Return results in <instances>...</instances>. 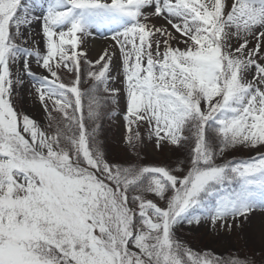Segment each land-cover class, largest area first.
Wrapping results in <instances>:
<instances>
[{
    "label": "rangeland",
    "instance_id": "374dc122",
    "mask_svg": "<svg viewBox=\"0 0 264 264\" xmlns=\"http://www.w3.org/2000/svg\"><path fill=\"white\" fill-rule=\"evenodd\" d=\"M261 8L0 0V264H264V51L247 44ZM99 98L111 149L166 168L153 174L169 202L155 181L129 204L80 138L67 141ZM219 110L223 146L176 149ZM231 174L234 191L218 182Z\"/></svg>",
    "mask_w": 264,
    "mask_h": 264
},
{
    "label": "trees",
    "instance_id": "16d2710c",
    "mask_svg": "<svg viewBox=\"0 0 264 264\" xmlns=\"http://www.w3.org/2000/svg\"><path fill=\"white\" fill-rule=\"evenodd\" d=\"M98 96V94L96 95ZM83 98V97H82ZM96 103V109L91 116L83 115L80 119L79 126L76 129H68L67 133H70V138H67V141L74 140V138L79 137L80 141L84 145V148L88 154L89 160L92 161V165L97 170L98 173L102 171L111 176L110 173L113 174L112 179L116 183L115 185L121 184L124 190V195L128 200L129 204H132L131 199L139 197V194L144 192L148 188L149 191H152V186H154V182L157 183L161 181V178L158 175L153 174L155 171L165 172L166 168L161 165H152L147 162L142 161L140 164L136 160L133 163L122 161V159L117 156L114 148L111 149L110 142L108 140L107 130L104 129L101 125L103 123V119L105 117V113L103 115L102 110L105 108L109 110V107L106 102L103 101L102 98H99ZM83 98V102L85 103ZM99 101V102H98ZM87 102L90 104H94L95 101L87 97ZM223 110V109H222ZM222 110L217 111L212 117L208 118L205 123H201L199 117L193 119L192 123L195 126L194 130L191 133H194L193 137L191 136L190 129H184L182 132L183 137L181 142L184 145L178 146L177 150H180L181 153H185L188 156L187 151L189 152V147L192 148L194 145L199 146L198 154L196 157H201L202 152H209V154L214 153L216 149L223 146L222 140L217 138L215 134H218V126L219 123L224 120V113ZM189 120V118H187ZM81 129V130H80ZM213 135L212 141L207 144L206 139L204 140L205 132ZM65 133V135L67 134ZM66 138V137H64ZM108 140V141H107ZM191 144V145H190ZM188 145H190L188 147ZM76 156L79 154L76 152ZM208 154V156H209ZM212 155V154H211ZM79 158V157H77ZM211 159V158H210ZM80 165H85V162L82 159H79ZM200 163V161H199ZM188 162L185 164L187 167ZM198 162L193 165L194 169L199 168ZM128 167V168H127ZM208 167V166H207ZM154 170V171H153ZM111 178V177H110ZM149 182V185H148ZM218 182H220V187L223 186L224 189L229 191H234L239 186V179L237 177H225L221 178ZM161 184L164 187V191L162 192L161 199L164 201H170L173 191L168 190V185L165 181H161ZM144 185V187H143ZM214 190H217L216 187ZM137 195H136V193ZM140 192V193H139ZM142 192V193H141ZM175 194V192H174ZM233 262L231 264H249L243 258H233ZM226 264H228L225 261ZM224 263V264H225Z\"/></svg>",
    "mask_w": 264,
    "mask_h": 264
},
{
    "label": "bare ground",
    "instance_id": "6f19581e",
    "mask_svg": "<svg viewBox=\"0 0 264 264\" xmlns=\"http://www.w3.org/2000/svg\"><path fill=\"white\" fill-rule=\"evenodd\" d=\"M257 2H259L261 5H263V8L260 9L259 11V16H258V21L257 23H255V28H253L255 30L254 35L250 36L249 39L247 40L249 45H251V47L253 46V48H255L257 51L259 52H263L264 51V30H261V26L263 25V18H264V0H256ZM49 22H52L51 20H48ZM261 23V25H260ZM258 26L257 30L256 27ZM264 26H262L263 28ZM90 46L93 49V52L95 55H97L100 51L99 48V41L97 44V40L95 41V39H93L92 37H90ZM106 47L110 46V42H108V40H104L102 42ZM38 81H43L44 78L41 76H34ZM263 232V231H262ZM264 234V233H263ZM262 234V235H263Z\"/></svg>",
    "mask_w": 264,
    "mask_h": 264
}]
</instances>
